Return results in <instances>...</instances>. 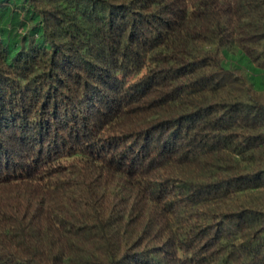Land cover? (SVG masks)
<instances>
[{
	"label": "trees",
	"instance_id": "1",
	"mask_svg": "<svg viewBox=\"0 0 264 264\" xmlns=\"http://www.w3.org/2000/svg\"><path fill=\"white\" fill-rule=\"evenodd\" d=\"M0 264H264V0H0Z\"/></svg>",
	"mask_w": 264,
	"mask_h": 264
}]
</instances>
